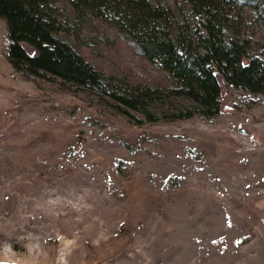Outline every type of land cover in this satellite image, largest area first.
Listing matches in <instances>:
<instances>
[{
    "label": "rangeland",
    "instance_id": "rangeland-1",
    "mask_svg": "<svg viewBox=\"0 0 264 264\" xmlns=\"http://www.w3.org/2000/svg\"><path fill=\"white\" fill-rule=\"evenodd\" d=\"M78 33L108 75L171 86L114 27ZM8 44L0 19V264H264V94L222 81L217 116L139 124L96 92L22 76Z\"/></svg>",
    "mask_w": 264,
    "mask_h": 264
},
{
    "label": "trees",
    "instance_id": "trees-1",
    "mask_svg": "<svg viewBox=\"0 0 264 264\" xmlns=\"http://www.w3.org/2000/svg\"><path fill=\"white\" fill-rule=\"evenodd\" d=\"M60 1L0 0L9 40L6 58L27 79L96 92L139 124L217 116L222 81L264 94V38L247 29L248 12L264 26V0H67L73 18ZM92 18L114 27L166 71L171 86H132L90 63L67 37L80 38L82 23ZM168 98V106H157Z\"/></svg>",
    "mask_w": 264,
    "mask_h": 264
}]
</instances>
